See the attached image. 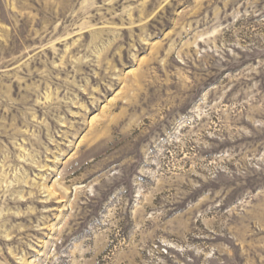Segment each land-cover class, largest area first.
Segmentation results:
<instances>
[{"label":"rangeland","instance_id":"obj_1","mask_svg":"<svg viewBox=\"0 0 264 264\" xmlns=\"http://www.w3.org/2000/svg\"><path fill=\"white\" fill-rule=\"evenodd\" d=\"M0 264H264V0H0Z\"/></svg>","mask_w":264,"mask_h":264}]
</instances>
